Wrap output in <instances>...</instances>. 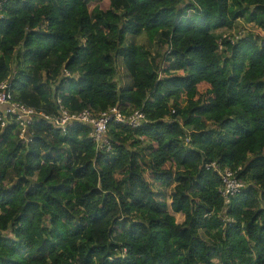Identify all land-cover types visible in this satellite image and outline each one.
<instances>
[{
  "label": "trees",
  "instance_id": "trees-1",
  "mask_svg": "<svg viewBox=\"0 0 264 264\" xmlns=\"http://www.w3.org/2000/svg\"><path fill=\"white\" fill-rule=\"evenodd\" d=\"M0 1L15 101L145 115L109 124L110 152L88 126L40 118L26 142L15 122L2 130L0 264H264V40L217 33L240 19L264 30V0ZM144 34L167 55L134 43ZM213 163L247 187L226 200ZM154 185L174 187L170 205Z\"/></svg>",
  "mask_w": 264,
  "mask_h": 264
},
{
  "label": "built area",
  "instance_id": "built-area-1",
  "mask_svg": "<svg viewBox=\"0 0 264 264\" xmlns=\"http://www.w3.org/2000/svg\"><path fill=\"white\" fill-rule=\"evenodd\" d=\"M2 4L3 2L0 1V9ZM241 38L239 36L238 40ZM238 40H232V44ZM220 49H222L221 43ZM56 105L58 114L54 117L38 113L36 110L29 109L25 105L15 101L12 94L8 91V83L3 82L0 84V107L4 110L3 116L0 119V133L7 125L15 122L21 132L20 138L26 142L29 128L40 118L53 122L63 133L74 125L88 126L92 128L90 138L96 145L97 151L110 152L112 147L107 138L110 123H121L130 126L132 129H137L141 127L142 122L145 120V115L140 110L126 115L121 109L112 108L97 116L89 110L71 112L63 105L60 98L57 99ZM186 143H189V139H187ZM207 168L214 169L221 176L222 185L219 191L226 200L241 193L247 187V184L243 180L238 179L235 173L229 169L222 170L215 163L208 165Z\"/></svg>",
  "mask_w": 264,
  "mask_h": 264
},
{
  "label": "rangeland",
  "instance_id": "rangeland-1",
  "mask_svg": "<svg viewBox=\"0 0 264 264\" xmlns=\"http://www.w3.org/2000/svg\"><path fill=\"white\" fill-rule=\"evenodd\" d=\"M93 8V5H91L90 9ZM219 35L222 36L224 39L226 38H232V40H238V37H245L247 34H253L256 36H259L261 40H264V30L258 27H255L253 24L248 23L245 19H240L235 23V26L233 29H225V30H220L217 32ZM132 36L127 37L126 43L128 44V40ZM130 42H134V39H132ZM135 44L142 45L144 46L147 50H149L153 56H161L164 57L167 55L169 48L166 44H162V41L160 37L155 38L154 40H150L146 36V34L139 36L136 39ZM15 66V60H13L12 67L14 68ZM41 77V85L47 87L54 88L57 83H52L50 73H45L43 72ZM116 82L118 83L119 87H124L125 85L129 84L130 78L128 77L126 71L123 69V67L119 68V72L116 77ZM156 192L160 194L161 199H165L167 203L170 205L171 204V195L174 193V187H171L170 189H160L158 188L157 185H154ZM184 220L183 216L178 215L177 216V221L178 223H182Z\"/></svg>",
  "mask_w": 264,
  "mask_h": 264
}]
</instances>
